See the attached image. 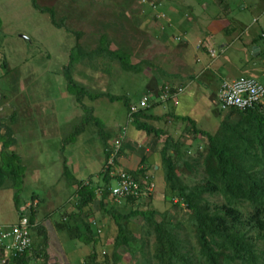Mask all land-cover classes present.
Instances as JSON below:
<instances>
[{"label": "rangeland", "instance_id": "obj_1", "mask_svg": "<svg viewBox=\"0 0 264 264\" xmlns=\"http://www.w3.org/2000/svg\"><path fill=\"white\" fill-rule=\"evenodd\" d=\"M36 1L40 6H54L57 18L64 14L63 8H71L65 21L70 31L53 26L49 15L37 10L31 0H0V116L8 115L13 109L17 113L18 125L15 127L17 133L13 150L20 155L26 166L22 196L29 200L33 194L39 200V222H43L51 235H48V243H52L47 249L48 262L82 264L92 245L73 242L59 229L65 208H72L67 201L74 192L62 174V161L66 159L71 174L83 180L89 173L99 171L103 165V146L99 128L93 122L85 125L84 131L74 138L75 142L72 140L74 143L70 141L65 144L74 130L73 125H80L85 112L68 95L62 69L68 63L70 49L75 43L73 31H82L80 42L83 43L88 42L90 37L96 38V26H99L100 21L110 19L118 5H114L115 0ZM243 2L233 0L229 3L230 10H225L223 6L214 10L216 16L223 17L222 20L238 19L244 31L237 26L236 31L229 34L219 32L211 37L198 30L188 33L189 46H182L173 35L182 36L179 27H187L186 11L179 10L181 14L176 11L175 16L180 21H171L168 27L154 16V11L148 6H140L136 0H129L126 11H135L134 16L137 14V17L132 19L138 23V29L126 37L127 41L123 39V42H129L131 62L139 63L140 69L126 71L118 62L102 59L98 60L95 68L77 65L73 76L93 93L127 96L134 103L141 98L149 82L157 84L158 88L162 84L184 85L185 89L174 105L175 114L179 117L187 116L196 123L197 128L212 133L227 112L221 113L216 104V89L222 79L252 77L264 84V5L261 0H251L253 7L243 9ZM171 3L174 4L172 0ZM163 6L162 3L161 8L171 18V13ZM210 16L209 10L203 11L201 19L207 22ZM94 32L95 35H92ZM109 32L118 39L124 38L117 31ZM254 39H258L256 44H252ZM200 42H206L209 48L215 50L214 58L209 57L208 53H204L206 58L203 54L197 55V44ZM88 43L95 45L93 41ZM254 45L258 47L256 55L252 52ZM111 48H116V44L111 45ZM205 66L208 70L205 77L190 79ZM83 103L92 107V114L103 121L105 131L112 135L108 141H113L126 117L123 100L110 101L108 96L103 95L93 100L84 97ZM165 126L166 135L182 143L180 148L184 157H195L203 150L204 139L190 131L189 122H182L178 126L173 122L171 124V118H167ZM169 154L172 152L169 151ZM181 160L176 163L179 176L185 183L192 184L194 179L187 172L181 171ZM162 178V173L158 174L157 182H161L167 194H171L166 185L162 184ZM13 192L8 188L0 191V224H12L17 219ZM9 194L10 203L7 202ZM174 202L176 199L167 201L163 196L150 201L145 196L134 207L140 210L150 207L159 212H167L169 223H181L187 230L188 241L195 244L188 223L189 212L183 204L174 206ZM93 213L97 218L96 225L101 229L98 232L99 242L95 244L97 259L101 264H113L111 255L115 248V224L100 210ZM141 223L138 217L131 225L136 236L142 231L139 228ZM153 242L154 238H149L150 253ZM118 252L121 254L118 264L134 263L130 252L122 246ZM136 257H139V253Z\"/></svg>", "mask_w": 264, "mask_h": 264}, {"label": "trees", "instance_id": "obj_2", "mask_svg": "<svg viewBox=\"0 0 264 264\" xmlns=\"http://www.w3.org/2000/svg\"><path fill=\"white\" fill-rule=\"evenodd\" d=\"M31 1L37 10L49 15L53 26L70 31L65 21L71 8L67 6L63 8L64 14L57 18L54 6H40L36 0ZM128 1L113 2L115 6L118 5L114 8L115 14L108 20L100 21L99 26H96L97 37L89 38L88 42H95L94 46L88 42H80V36L83 34L81 30L73 31L75 43L70 49L68 63L62 69L68 95L72 96L85 112L80 125L78 127L76 124L73 125L74 130L65 144L70 141L74 143L76 140L74 138L84 131L85 125L89 122L95 123L99 128L103 146V167L110 155L113 141L120 135L117 134L113 141H108L111 133L105 131L103 121L92 114V107L85 105L83 98L93 100L106 95L110 101L123 100L127 112L131 101L127 96L93 93L74 78L73 72L77 65L95 68L98 60L102 59L108 62L116 61L126 71L140 69L139 63L131 62L132 50L129 42L127 44L123 42V39L127 41L126 37L138 29V23L132 19L137 17V14L134 16L135 11L130 13L126 11ZM110 30L121 33L124 38L118 39L116 35H111ZM93 34L95 35V32ZM175 37L177 35H173V38ZM257 40H252V44H256ZM177 42L182 46L187 44L183 37ZM113 44H116L114 49L111 48ZM202 49L207 53L205 46ZM1 59L2 55L0 61ZM206 71L208 70L205 69L204 75ZM164 85L158 88L157 84H153L156 89L153 93L155 99L150 102L149 107L132 113L128 122H133L137 129L163 138L160 148L161 169L165 185L171 193L165 194L164 198L167 201L176 199L174 206L183 204L188 210V223L195 244L188 241L187 230L181 223H169L167 212H159L150 207L142 210L134 207L142 197L124 198L119 205L113 203L109 196V187L115 180L110 176L109 170L102 168L99 173L100 184L95 183L92 176L87 180H80L71 174L66 159L62 161V174L67 184L75 187L72 196H76L75 202L70 205L72 208L66 212L65 218L60 220L59 229L73 242L92 245L82 264H101L95 251L100 230L94 219L89 218L92 214L91 207L96 204L104 215L111 218L116 227L115 248L111 255L113 264L120 263L121 254L118 252L120 246L130 252L131 258H134L133 264H264V103L252 108L226 110L219 126L212 133L197 128L196 123L190 118H182L181 120L191 124L190 131L199 134L205 142L203 150L195 157H184L180 148L182 143L174 141L161 130L138 122L139 117L153 104L162 103L156 101V97H159ZM147 94L149 93L146 92L144 96ZM1 129L5 132H1ZM125 135L126 132L124 137ZM15 142L12 129L6 123H1L0 169L14 190L18 212L25 166L20 155L11 149ZM169 151L172 154H169ZM120 153L121 148L114 158L115 166L138 181L140 191L151 201L153 190H148V187L152 182L145 178V170L120 168L118 163ZM180 158L183 165L181 171L187 172L194 179L192 184L185 183L179 176L176 163ZM143 181H147L148 184ZM30 197L32 202L36 199L33 194ZM39 206L37 200L36 204L31 205L28 213L32 225L30 247L24 254L9 260L6 264H49L48 232L36 218ZM138 217L142 220L139 227L142 231L136 236L131 225ZM151 237L154 238V242L150 253ZM137 253L139 257H136Z\"/></svg>", "mask_w": 264, "mask_h": 264}, {"label": "crops", "instance_id": "obj_3", "mask_svg": "<svg viewBox=\"0 0 264 264\" xmlns=\"http://www.w3.org/2000/svg\"><path fill=\"white\" fill-rule=\"evenodd\" d=\"M160 1L164 5L163 8L166 7L169 10V12L171 13L170 14L171 15V21L173 23L177 22L180 19V18L175 16V14L177 12H179V14H181V11H183V10L187 12V14H185V15H187V19H186L187 20V27L182 29L180 26L179 27L180 29L178 30L180 32L182 31L181 32L182 37H184L183 39H184V42L187 43L186 44L187 46H189V42L187 40V34L190 32H194V31L196 32L198 30H201L203 33L206 32V34L213 37L214 35H217L219 32L229 34L231 31L232 32L236 31L237 26L241 27L242 31H244L243 27L241 26L242 23L238 19L233 18L231 20H227L224 17L225 20H222L223 17L219 18V15L216 16L214 9L217 10L220 8V6H223V8L225 10L226 9L230 10L229 3L233 2V0H172L174 2V4L171 3V0H160ZM243 1H244L243 2L244 4H242L243 9H248V8L251 9L254 5V3L251 2V0L250 1L243 0ZM261 1H262V4L264 5V0H261ZM218 2H220V3H218ZM171 8H173V9H171ZM172 10H173V12H172ZM179 10H181V11H179ZM197 10H199V12H197ZM208 10L211 13V16L209 17V21L206 22V21L202 20L201 17L203 15V11H208ZM215 16L217 18H212ZM205 24H206V27H204ZM173 27L176 28V32H177V27H175L174 24H173ZM203 43L205 45V48L209 47L206 42H203ZM186 45L184 44V46H186ZM196 53H198L197 55L201 54V56H203V55H205L204 53H206V51H204L202 48H199V50ZM206 57L207 56L205 55L204 58H206ZM199 61H201V60H199ZM205 69H206V66L204 68H201V70L194 77L195 78H197V77L203 78V76L205 77V75H204ZM206 73H207V71H206ZM220 82L217 86L216 93L218 91ZM150 83L151 82H149L146 85V90L144 91V93L141 97H143L144 94H146V92H148L149 94H153L155 92V90H156L155 87L153 86V84H150ZM135 103H137V102L135 101ZM135 103L130 102V104H135ZM175 109H176V107H174V104H172L170 101H168L166 103L153 104L147 111H145L143 113V115H141L139 117L138 122H140L142 124L149 125L151 127H154L155 129L161 130L164 132V134H166L165 124H166L167 118H171V124L173 122V124L178 125V126H180L182 122L183 123L187 122V121L181 120L182 118H187V116L179 117L178 115L175 114ZM16 114L17 113H15V109H13L12 112L9 113L8 115L2 116V117L0 116V124L6 123L8 125V127L12 129L13 136L15 138H16V133H17V130L15 129V127H17V125H18V124H16V121H17L16 120ZM125 116H126V117H124L125 121L122 124H120L121 125L120 130L119 131L117 130V134H119V135H121L123 131L126 132L125 137H123V139H122L121 153H120V156L118 158L119 166H120V168H123L125 170H129V169L130 170H136L139 168L145 170V173H144L145 178H147L148 180L150 179L151 181L149 180L148 182H152V184L154 185L153 191H152V194H153L152 199L156 200V199H159L161 196H163V199H164V195L167 194L166 188H165V186L161 185V182H157L158 181L157 175L162 173L160 148L162 147L161 145L163 144L162 143L163 139H162V137H157L153 133H146L143 130L137 129L136 125L133 122L132 123L128 122L129 119H128L127 110H126ZM178 118H180V119H178ZM1 132L4 133L5 130L1 129ZM14 147L15 146H13V148H11V149H14ZM102 153H103V151H102ZM102 155L104 157V153ZM0 164H1V162H0ZM103 164H104V161H103ZM102 166H100L99 171L91 172L86 176L83 175V176H85L84 179H86V178L88 179L90 176H92L93 181L97 184H100L101 183V181H100L101 176L99 173L102 170ZM25 170H26V166H25ZM162 175H163V173H162ZM78 179L81 180V178H78ZM155 180H156V182H155ZM162 184L165 185L164 179L162 180ZM72 187H73V189L75 188L74 186H72ZM3 188L4 189L8 188L9 190L12 189V191H14L13 188L9 185V181L7 180V178L5 177V175L3 174V172L0 169V191ZM75 196L76 195H73L70 197V200L68 199V201H67L68 205H71V203L75 202ZM27 198L28 197L23 198L22 192H21L20 200H19L20 201L19 206L23 205L25 202L30 200V199L28 200ZM13 200H14V205H15L14 192H13ZM7 202L10 203V194L7 198ZM65 209H66V211H65V215L63 216V218H65L66 212L70 208L66 207ZM96 210H100V209L98 207L96 208V204H94L93 207H91L92 214L89 217L90 220L94 219V222L97 218L93 212ZM15 211L17 213V219L12 224L16 223L18 220V212H17L16 206H15ZM38 215L39 214L37 213L36 218L39 222ZM103 222L105 223V220ZM12 224H7V223L6 224H0V227L9 226ZM42 224H43V222H42ZM102 225H103V223H102ZM46 229H48V228H46ZM99 230H101V229L99 228ZM48 235H50L49 232H48ZM50 236H49V239H50ZM50 244H52V243L50 242ZM50 244H49V246H50ZM62 248H63V246H62ZM47 252H48V250H47ZM48 255H49V253H48ZM49 264H50V262H49Z\"/></svg>", "mask_w": 264, "mask_h": 264}, {"label": "built area", "instance_id": "obj_4", "mask_svg": "<svg viewBox=\"0 0 264 264\" xmlns=\"http://www.w3.org/2000/svg\"><path fill=\"white\" fill-rule=\"evenodd\" d=\"M140 6H148L154 11V16L161 19L168 27L171 24V18L162 10L160 0H136ZM163 28V27H162ZM176 41H180L182 37H175ZM201 42L197 44V49L204 47ZM208 56L214 58L215 50L207 47ZM185 89L184 85L169 86L164 85L159 97L156 101L166 103L170 101L177 104L178 96ZM155 99L153 94L143 96L137 103L130 104L128 119L132 113L140 109L149 107L150 102ZM264 103V84L258 80L247 77L243 79H222L216 94V104L219 109L226 111L229 109H246L252 108L257 104ZM122 134L113 141L111 152L104 165L105 170H109L110 176L115 183L109 187V196L113 203L119 205L122 200L127 197L141 198L145 193L140 191V184L126 171L117 168L114 164V158L122 146ZM146 185L147 181H143ZM148 190H153V184H150ZM37 200L25 202L19 206L18 220L16 223L0 227V263L6 264L9 260L17 258L31 245V224L29 222V210L32 204H36Z\"/></svg>", "mask_w": 264, "mask_h": 264}, {"label": "water", "instance_id": "obj_5", "mask_svg": "<svg viewBox=\"0 0 264 264\" xmlns=\"http://www.w3.org/2000/svg\"><path fill=\"white\" fill-rule=\"evenodd\" d=\"M257 51H258V47L254 45V46L252 47V52H253V54L256 55Z\"/></svg>", "mask_w": 264, "mask_h": 264}]
</instances>
